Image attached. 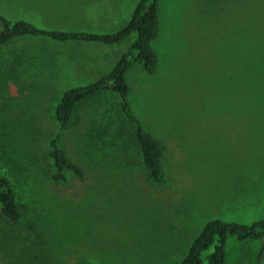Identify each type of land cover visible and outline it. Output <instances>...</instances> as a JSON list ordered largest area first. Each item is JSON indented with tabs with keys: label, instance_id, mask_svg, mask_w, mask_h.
<instances>
[{
	"label": "rangeland",
	"instance_id": "1",
	"mask_svg": "<svg viewBox=\"0 0 264 264\" xmlns=\"http://www.w3.org/2000/svg\"><path fill=\"white\" fill-rule=\"evenodd\" d=\"M139 1L0 0V15L112 34ZM134 37L0 46V176L22 209L13 224L0 213V264H181L208 221L264 219V0H161L158 71L136 65L127 80L134 112L165 146V184L147 177L128 138H114L112 155L101 130L120 122L111 92L79 105L62 133L82 176L52 179L55 107L110 72ZM262 242L230 237L228 264H264Z\"/></svg>",
	"mask_w": 264,
	"mask_h": 264
},
{
	"label": "trees",
	"instance_id": "2",
	"mask_svg": "<svg viewBox=\"0 0 264 264\" xmlns=\"http://www.w3.org/2000/svg\"><path fill=\"white\" fill-rule=\"evenodd\" d=\"M160 29L161 0H140L129 22L112 34L43 29L30 21L10 20L0 15V46L23 36L46 37L57 42H96L107 45H117L131 36H135L129 48L122 53L110 72L90 84L65 91L55 107L54 116L59 131L50 138L48 149V156L54 170L52 175L54 181L65 182L68 173L82 176L81 167L66 156L65 150L61 146L62 133L71 126L79 105L93 97L111 92L116 94L114 98L120 122L114 124L115 127H110L108 124L101 126V130L104 133L102 136L105 135L106 140L109 138L110 146L111 144L113 146L112 155L117 153L116 148L118 147L114 138L118 137L117 140L122 141L128 138L127 146L135 147L147 177L157 184L167 182L165 146L145 127L134 112L130 101L131 88L127 80L129 70L136 65L141 66L146 73L151 75L158 71L160 55L153 42L159 37ZM116 159L115 156L113 160L117 162ZM0 213L11 224L18 222L22 217V209L17 195L5 176H0ZM233 236L242 242L263 241L257 256L259 261L263 258L264 219L251 225L214 219L208 221L202 228L181 264H204V260L207 264H228L226 244L228 239ZM208 250H211V253L204 258L203 253Z\"/></svg>",
	"mask_w": 264,
	"mask_h": 264
},
{
	"label": "crops",
	"instance_id": "3",
	"mask_svg": "<svg viewBox=\"0 0 264 264\" xmlns=\"http://www.w3.org/2000/svg\"><path fill=\"white\" fill-rule=\"evenodd\" d=\"M121 44V43H120ZM117 45H119V44H117Z\"/></svg>",
	"mask_w": 264,
	"mask_h": 264
}]
</instances>
